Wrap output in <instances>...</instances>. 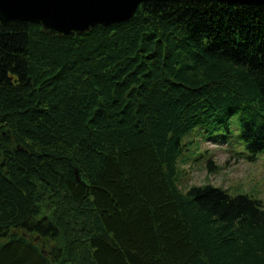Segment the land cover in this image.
Here are the masks:
<instances>
[{
    "label": "trees",
    "instance_id": "1",
    "mask_svg": "<svg viewBox=\"0 0 264 264\" xmlns=\"http://www.w3.org/2000/svg\"><path fill=\"white\" fill-rule=\"evenodd\" d=\"M260 118L264 4L148 0L72 38L0 20V264H264V202L185 185L196 133L255 158Z\"/></svg>",
    "mask_w": 264,
    "mask_h": 264
},
{
    "label": "water",
    "instance_id": "2",
    "mask_svg": "<svg viewBox=\"0 0 264 264\" xmlns=\"http://www.w3.org/2000/svg\"><path fill=\"white\" fill-rule=\"evenodd\" d=\"M148 0H0V20L40 25L47 34L72 38L96 25L109 26L129 20ZM260 5L264 0H217Z\"/></svg>",
    "mask_w": 264,
    "mask_h": 264
},
{
    "label": "rangeland",
    "instance_id": "3",
    "mask_svg": "<svg viewBox=\"0 0 264 264\" xmlns=\"http://www.w3.org/2000/svg\"><path fill=\"white\" fill-rule=\"evenodd\" d=\"M260 121L264 122V119L260 118ZM206 137L208 133L194 136L191 150H196L195 160L193 167L186 166L189 180L186 179L185 185L211 183L232 195L246 194L264 202V152L253 158V154L236 140L217 143L211 139V143L205 141ZM209 162H214L217 167L214 173L208 170Z\"/></svg>",
    "mask_w": 264,
    "mask_h": 264
}]
</instances>
